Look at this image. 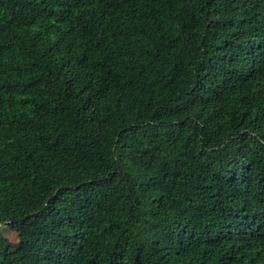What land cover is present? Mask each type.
Here are the masks:
<instances>
[{
  "label": "trees",
  "instance_id": "16d2710c",
  "mask_svg": "<svg viewBox=\"0 0 264 264\" xmlns=\"http://www.w3.org/2000/svg\"><path fill=\"white\" fill-rule=\"evenodd\" d=\"M0 223V264H264V0H0Z\"/></svg>",
  "mask_w": 264,
  "mask_h": 264
},
{
  "label": "rangeland",
  "instance_id": "374dc122",
  "mask_svg": "<svg viewBox=\"0 0 264 264\" xmlns=\"http://www.w3.org/2000/svg\"><path fill=\"white\" fill-rule=\"evenodd\" d=\"M8 239L12 242H17V235L14 233H5ZM2 245V244H1Z\"/></svg>",
  "mask_w": 264,
  "mask_h": 264
},
{
  "label": "water",
  "instance_id": "95a60500",
  "mask_svg": "<svg viewBox=\"0 0 264 264\" xmlns=\"http://www.w3.org/2000/svg\"><path fill=\"white\" fill-rule=\"evenodd\" d=\"M2 226V223H0V227Z\"/></svg>",
  "mask_w": 264,
  "mask_h": 264
}]
</instances>
